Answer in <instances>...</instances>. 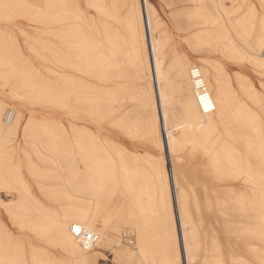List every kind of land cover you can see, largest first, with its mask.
Instances as JSON below:
<instances>
[{
	"label": "bare ground",
	"instance_id": "obj_1",
	"mask_svg": "<svg viewBox=\"0 0 264 264\" xmlns=\"http://www.w3.org/2000/svg\"><path fill=\"white\" fill-rule=\"evenodd\" d=\"M158 1L0 0V264H264V0Z\"/></svg>",
	"mask_w": 264,
	"mask_h": 264
},
{
	"label": "rangeland",
	"instance_id": "obj_2",
	"mask_svg": "<svg viewBox=\"0 0 264 264\" xmlns=\"http://www.w3.org/2000/svg\"><path fill=\"white\" fill-rule=\"evenodd\" d=\"M153 2L156 5L158 3L157 7L159 6V1L158 0H153ZM142 7L144 9V4L143 3H142ZM158 8L160 10L161 16L164 19H166V16L163 13V11L160 9V7H158ZM176 9H178V7H176ZM178 25L185 32V35L190 34V29L186 28V23L185 22L179 21ZM147 31H148V34H149V30H147ZM154 87H155V90H156L157 89V84L155 82H154ZM106 129H108V127H106ZM162 131H163V135L165 137V127L163 125H162ZM119 134L120 133L114 132L111 136H113L114 138L118 139L119 142L125 144L130 149H132L141 158V164L142 165H146V162H144V158L146 156H149V155L153 154V151H152L151 147L148 146L149 145L148 142L142 141L140 139L139 140L138 139H132V138H129V137H125V135H121V134L119 135ZM156 154L160 157V159L165 164V168H166L167 176H168V184H169V187H170L172 198L174 199V197H175V185H174V182H173V170H174L175 166L178 167L179 166L178 164H182L184 159L183 158L180 159L179 157L171 158V156H169V153L168 152H164V151H158V152H156ZM174 206H175V202H174ZM123 239H124V246H122V247L124 249H126V251H128L130 254H135V249L134 248L137 246V235L135 234V232L127 231L123 235ZM131 240H132L133 243L131 242ZM56 253H57V251H56ZM113 256L114 255H112L111 251L107 252V251H105V249H101L99 251L91 253L89 255V259L88 260L90 261L94 257H98L99 259L103 258V259H101L100 264H114V262L112 260Z\"/></svg>",
	"mask_w": 264,
	"mask_h": 264
},
{
	"label": "built area",
	"instance_id": "obj_3",
	"mask_svg": "<svg viewBox=\"0 0 264 264\" xmlns=\"http://www.w3.org/2000/svg\"><path fill=\"white\" fill-rule=\"evenodd\" d=\"M193 80L195 81V89H196V95L198 98V102L200 105V109L203 112V114H210L215 110V106L214 103L212 101L211 96L209 95V93L207 92L206 88L204 85L199 84L198 85V81H199V76L198 75H194L193 74ZM76 229H79V231H77ZM72 233L76 236V237H83V239L85 241H90L91 240V236L89 234H87L82 228L74 226L72 228Z\"/></svg>",
	"mask_w": 264,
	"mask_h": 264
},
{
	"label": "crops",
	"instance_id": "obj_4",
	"mask_svg": "<svg viewBox=\"0 0 264 264\" xmlns=\"http://www.w3.org/2000/svg\"><path fill=\"white\" fill-rule=\"evenodd\" d=\"M101 259L103 258H100L99 261H101ZM112 260L114 264H142L140 259L135 254H130L126 250H120L114 254ZM89 262L90 261L88 260V263Z\"/></svg>",
	"mask_w": 264,
	"mask_h": 264
},
{
	"label": "snow or ice",
	"instance_id": "obj_5",
	"mask_svg": "<svg viewBox=\"0 0 264 264\" xmlns=\"http://www.w3.org/2000/svg\"><path fill=\"white\" fill-rule=\"evenodd\" d=\"M260 50H261V53L264 54V43L261 44V49ZM261 88H264V82H262ZM5 207H7V205H5ZM76 230L79 231V229H76ZM168 264H182L181 260L176 258L175 251H173V259L168 261ZM189 264H191V255H190V258H189Z\"/></svg>",
	"mask_w": 264,
	"mask_h": 264
}]
</instances>
